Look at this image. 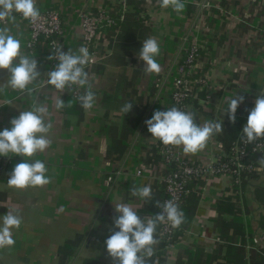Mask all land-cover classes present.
<instances>
[{
  "label": "crops",
  "instance_id": "0c3cea01",
  "mask_svg": "<svg viewBox=\"0 0 264 264\" xmlns=\"http://www.w3.org/2000/svg\"><path fill=\"white\" fill-rule=\"evenodd\" d=\"M181 13L162 8L159 0H36V5L59 12L63 51L75 53L81 44V15L104 10L122 20L103 27L94 39L96 61L85 67L96 99L81 114L55 107L58 99L71 98L73 85L61 92L48 84L53 71L50 50L41 39L26 46L29 28L24 19L0 22L20 40L25 55L37 60L40 77L24 91L13 90L10 73L0 70V131L20 111L44 106L46 122L53 127L52 143L30 158L45 163L50 183L40 187H8L14 167L24 157L0 156V223L15 209L21 226L12 229L13 246L0 248V264H118L105 241L115 228L117 204L132 207L141 219L155 217L163 188L160 140L152 138L145 124L157 110L178 108L171 95L183 38L201 46L195 71L205 82L197 85L190 111L201 126L207 121L223 124L205 149L186 154L201 163L223 151V142L234 141L243 121L264 94V0H183ZM154 37L160 45L156 57L159 74H146L139 59L143 42ZM244 96L235 123L228 117V101ZM132 103L124 114L121 109ZM179 109V108H178ZM112 145L118 149L111 150ZM11 155V154H9ZM28 159V158H26ZM255 169L235 183L227 173L196 179L182 203L185 220L176 229L171 245L161 240L158 223L154 255L147 264H264V150L251 156ZM140 172V173H139ZM150 186L152 198L132 196L133 187Z\"/></svg>",
  "mask_w": 264,
  "mask_h": 264
},
{
  "label": "clouds",
  "instance_id": "9594fccd",
  "mask_svg": "<svg viewBox=\"0 0 264 264\" xmlns=\"http://www.w3.org/2000/svg\"><path fill=\"white\" fill-rule=\"evenodd\" d=\"M159 3L162 8L170 7L177 13H181L185 8L183 0H159ZM14 14H20L24 19H30L33 22L40 17L36 0H0V22L14 21ZM54 50L55 55L49 56L48 59L58 60V64L55 70L47 74L48 84L61 92L71 89L73 85L87 88L85 94L79 96L78 99L83 109H91L96 96L91 90L89 76L85 71L90 61L88 49L81 47L78 50L79 54L73 53L71 49L65 52L62 46ZM160 51L156 38L150 37L143 42L139 59L144 62L146 74L161 72V66L156 60ZM37 68V60L22 52L20 40L10 34L7 26L0 27V70H7L10 73L8 86L19 91L28 89V86L40 77ZM244 99V96H237L228 101L227 113L231 122L235 123L237 109ZM65 106L61 98L55 105L57 110ZM132 106V103H126L121 111L126 114ZM47 115L48 112L44 106L20 111L19 116L10 121L11 128L0 131V156L11 158L13 155H18L25 158L24 162L14 167L7 180L8 187L25 189L43 187L50 183V178L46 175L48 169L45 163L39 159L30 160L37 153L44 152L52 143L49 133L53 125L50 120L46 122ZM145 124L152 138L160 140L166 146L179 147L182 145L183 152L186 154H196L202 151L213 134L223 131L222 123L207 121L203 126L198 125L195 122L194 113L181 111L176 107H171L167 111H155L152 117L145 121ZM242 133L247 143L264 138V94L256 98ZM258 163L264 166V159L259 160ZM131 195L150 200L152 189L150 186L133 187ZM157 206L162 208V212L147 221L141 219L137 211L127 204L121 203L115 206L119 215L114 220V226L119 231H112L105 243L109 255L118 261V264H147V259L154 255L153 246L158 243L155 238L158 223L167 220L173 228H179L184 222L183 211L173 201H166L163 205L157 201ZM21 223L22 218L15 209L8 210L2 216L0 248L14 245L12 229H18Z\"/></svg>",
  "mask_w": 264,
  "mask_h": 264
},
{
  "label": "built area",
  "instance_id": "2783aa9c",
  "mask_svg": "<svg viewBox=\"0 0 264 264\" xmlns=\"http://www.w3.org/2000/svg\"><path fill=\"white\" fill-rule=\"evenodd\" d=\"M36 6L40 11V17L35 22L30 19H24L20 14H17L26 21L29 28V37L26 46L31 48L43 39L48 44L50 56H53L55 55L54 49L61 46V38L63 35L60 14L56 10ZM122 19L123 14H119L118 19H115L104 10L97 11V13L86 11L81 15L82 40L79 49L81 47L88 49L90 61L86 67H89L96 61V53L92 43L98 36L100 30L105 26L115 25L117 20ZM262 32L264 33V29H262ZM182 43L184 44L183 49L186 55L183 63L176 65V76L174 78V88L171 95L172 101L179 110L186 107L187 104L184 103V100L187 96L193 99L195 95L194 87L205 82L202 77H191L201 57L200 44L196 41L189 40L187 37L183 38ZM78 50L75 52L76 54H79ZM50 64L52 69L55 70L58 60H50ZM70 93L75 99H78L79 96L84 94L77 88H73ZM247 118L248 116L245 118V124L247 123ZM159 144L161 146V162L164 171L160 182L165 192V197L160 202L161 205L169 200L178 205L181 199L189 192V185L199 178L207 180L213 175L227 173L233 177L235 183H240L243 175H247L255 169V163L251 159V156L264 150L263 139L247 143L246 137H242L231 144L227 153L222 154L220 151L214 158L201 163H195L182 157L174 146H166L161 141ZM158 212H162V208L158 207ZM176 229L167 220L160 223L158 234L166 247L171 245Z\"/></svg>",
  "mask_w": 264,
  "mask_h": 264
},
{
  "label": "trees",
  "instance_id": "16d2710c",
  "mask_svg": "<svg viewBox=\"0 0 264 264\" xmlns=\"http://www.w3.org/2000/svg\"><path fill=\"white\" fill-rule=\"evenodd\" d=\"M185 55H186V52H185L184 49H182L180 51V53H179V59H178V63L177 64L183 63V60L185 58ZM200 74H201V72L199 70L198 71H194L191 77L192 78H200ZM195 89H196V87H194L193 90H195ZM64 102H65V105L66 106L63 108V111L65 113H70L71 112V113H75L77 115L81 114V108L82 107H81L80 101L78 99H75V98H73L71 96V98L66 99ZM191 102H192V99H190V97L188 98V96L184 100V103H186V104L191 103ZM69 104L71 106H68ZM242 123H243V126H244L245 125V119H244V121ZM243 126L240 129V132L238 134V137L234 141H232V142H226V141H224L223 142V144L225 146V147H223L224 153H227L229 151V149L231 147V144L234 143L237 139L242 138V137H245L244 134L242 133ZM262 139L264 140V138H262ZM117 149H118V146L117 145H112L111 146V150H115L116 151ZM156 150L158 151V153L160 155V159H161V152H160L161 146H160V144H159V146H158V148ZM247 175H249V174H247ZM247 175H243L242 178H244ZM189 188H190V185H189ZM161 191H162V192H160L161 197L158 199L159 202H161L163 200V198L165 197L164 189L162 188ZM186 196H187V194L181 199L180 203L178 204L179 208L182 207V203L186 199Z\"/></svg>",
  "mask_w": 264,
  "mask_h": 264
}]
</instances>
